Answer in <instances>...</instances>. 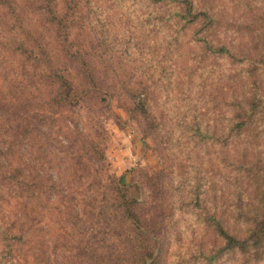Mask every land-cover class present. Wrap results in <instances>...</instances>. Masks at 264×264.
<instances>
[{
    "label": "rangeland",
    "instance_id": "obj_1",
    "mask_svg": "<svg viewBox=\"0 0 264 264\" xmlns=\"http://www.w3.org/2000/svg\"><path fill=\"white\" fill-rule=\"evenodd\" d=\"M58 1L55 15L65 13L67 2L72 6L65 17L89 22L74 34L82 49L66 60L75 84L89 93L61 113L51 100L54 86L38 75L40 66L0 46L2 130L12 137L32 128L50 137L64 129L89 134L102 148L104 171L121 185L137 184L143 217L157 214L154 190L163 184L168 234L161 254L156 247L144 264L158 258L162 264H264V237L258 249L252 243L245 252L222 247L210 219L221 217L238 238L264 220V96L245 131L234 127L232 104L241 85L264 89V0H192L196 15L189 21L175 15L174 5L151 0ZM9 2L0 18L26 22L48 13L39 7L42 0ZM219 43L233 56L213 51ZM21 141L30 150L28 139ZM61 157L56 153L62 169ZM80 217L88 224L87 213ZM44 232L38 239L47 237ZM53 251L67 255L59 247Z\"/></svg>",
    "mask_w": 264,
    "mask_h": 264
},
{
    "label": "trees",
    "instance_id": "obj_2",
    "mask_svg": "<svg viewBox=\"0 0 264 264\" xmlns=\"http://www.w3.org/2000/svg\"><path fill=\"white\" fill-rule=\"evenodd\" d=\"M9 1L0 0V7L9 6ZM42 2L39 7L43 5L46 13L48 10L43 17H27L26 22L20 21L23 17L0 18V46L17 50L33 68L40 66L38 75L48 78L54 86L51 100L63 113L83 103L89 93V89L75 84L66 63L83 47L75 45V31L89 28V22L78 20L80 17H65L72 6L67 2L62 16L54 14L60 9V1ZM151 2L158 7L174 5L172 11L185 21L196 15L192 0ZM199 10V14L211 17L208 11ZM18 28L21 36L16 31ZM205 44L210 45L208 40H204ZM213 51L229 52L233 56L222 43ZM63 52L70 57H64ZM260 62L263 64L261 58ZM256 87L252 83V89L246 91L241 85L235 91L232 104H235L234 127L238 132L248 129L252 122L249 117L254 115L252 110L260 111L257 108L261 103L257 102L263 98L264 89L258 93ZM75 131L64 129L61 137L56 134L50 137L32 128L22 136L12 137L0 127V264H144L156 247L161 254L168 234L167 188L160 184L154 190L157 214L143 217L137 184L121 185L105 172L99 142L89 134ZM21 138L28 139L30 150ZM56 153L62 156L61 164L65 165L62 169L59 158L55 159ZM51 169L56 174H51ZM194 202H197L196 194ZM81 213L88 214V224L84 225ZM210 219L224 241L222 247H237L245 252L252 243L258 249L259 240L264 237V220L254 223L248 233L238 238L224 227L221 217L212 214ZM41 231L47 233L46 238L38 239ZM52 240L55 241L49 245ZM58 247L67 255L59 257L53 251ZM222 247L213 253L220 252ZM68 255L76 259L70 260ZM213 256L215 253L206 255L209 259ZM153 264L162 261L158 258Z\"/></svg>",
    "mask_w": 264,
    "mask_h": 264
}]
</instances>
